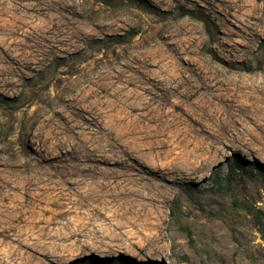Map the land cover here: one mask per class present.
Here are the masks:
<instances>
[{
  "label": "rangeland",
  "instance_id": "obj_1",
  "mask_svg": "<svg viewBox=\"0 0 264 264\" xmlns=\"http://www.w3.org/2000/svg\"><path fill=\"white\" fill-rule=\"evenodd\" d=\"M227 85L264 95V0H0V264H264V134L201 110ZM130 90L158 150L111 135Z\"/></svg>",
  "mask_w": 264,
  "mask_h": 264
},
{
  "label": "bare ground",
  "instance_id": "obj_2",
  "mask_svg": "<svg viewBox=\"0 0 264 264\" xmlns=\"http://www.w3.org/2000/svg\"><path fill=\"white\" fill-rule=\"evenodd\" d=\"M212 73L216 74L217 72L212 71ZM126 83L134 84L133 81ZM226 83H232V81H227ZM165 86V89L169 90V86L167 84ZM129 92L130 96L128 98L132 97V101L123 100L121 106L119 107L116 103L109 105L111 111H116L119 115H121L120 117L112 115L113 118H116L117 124H114L111 135L113 132L119 131L116 139L123 142L125 148H129L132 152H140L147 149L151 151L158 150L160 145L151 140L152 138L149 128L153 127H149L150 121H148V118L146 119V117L151 115V119L154 122V118H159L160 116L158 111L160 110L161 105L156 103L152 98L139 96L134 90H130ZM262 92H264V89ZM208 94V92L203 93L205 97H208ZM214 98H217V100L204 101V104L201 107V110H203L211 121V131L209 132V137L211 139L221 142L229 137L230 134H233L234 131H238L237 125L235 124V118L241 119V117L249 118L259 133L261 132V135L264 134V124L262 123L264 122V95L261 97H252L250 92H246L243 87H238L237 85L231 87L230 85H227L224 89L219 88L218 93ZM241 99H247L250 103H244L245 101ZM125 109H130L132 112L136 113L133 117H127L124 113ZM122 115H124V117H122ZM166 125L168 126L167 123ZM203 126L205 125L199 126L198 129L201 131ZM159 131L161 132V130ZM187 131L193 135H198L199 132L196 128H191ZM155 133L157 132L155 131ZM240 135L254 136L250 129H243V131L240 132ZM198 137L201 138L200 136ZM201 141L204 144L206 140L202 137ZM199 144L201 145V143ZM201 147L203 146L201 145Z\"/></svg>",
  "mask_w": 264,
  "mask_h": 264
}]
</instances>
